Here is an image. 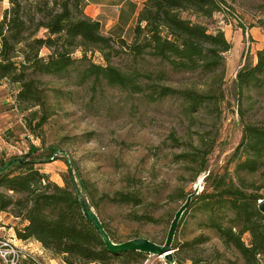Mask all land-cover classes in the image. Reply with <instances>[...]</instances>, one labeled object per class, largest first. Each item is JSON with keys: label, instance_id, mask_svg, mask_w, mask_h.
<instances>
[{"label": "trees", "instance_id": "trees-1", "mask_svg": "<svg viewBox=\"0 0 264 264\" xmlns=\"http://www.w3.org/2000/svg\"><path fill=\"white\" fill-rule=\"evenodd\" d=\"M7 2L0 19V82L17 86L15 101L20 112L37 108L34 116L24 117L27 130L36 138L53 113L45 82L40 79L43 76L93 92L101 85L117 88L140 94L147 102L173 98L179 101L184 117L203 116L212 124L220 121L222 106L228 103L225 54L232 45L215 14L223 18L232 13L226 0H142L132 7L136 16L126 31L128 39L105 33L99 20L87 16L89 0ZM260 22L264 26V20ZM239 27L245 30L242 23ZM95 53L103 62L92 60ZM122 55L130 62L129 70L113 64L112 59ZM173 73H192L201 82L172 87L164 82ZM232 88L243 122L240 141L228 162L217 171H206L216 132L198 136L191 152L178 155L197 166L196 175L204 176V187L183 211L175 235L188 220L197 230L208 232L181 243L174 238L171 246L178 254L216 239L223 248L215 251L216 259H224L226 264H264V212L258 208L264 200V120L244 122L242 108L243 104L252 108L264 97V44L256 49L254 58L240 64ZM51 91L54 97L65 95L57 89ZM58 152L54 147L30 143L20 154L0 155V212L18 220L13 227L15 237L37 241L50 259L63 264H138L147 253H112L105 247L83 214L73 177L81 193L86 194V188L70 159ZM59 158L69 168L62 176L63 186L40 167ZM190 193L175 190L168 197L184 203ZM85 196L96 207L92 196ZM108 201L137 207L143 197L137 192L117 191ZM131 219L158 223L147 213H132ZM100 221L112 241H127H117L106 222ZM228 251L234 259L226 257ZM39 263H43L40 258L26 252L17 264Z\"/></svg>", "mask_w": 264, "mask_h": 264}, {"label": "rangeland", "instance_id": "rangeland-1", "mask_svg": "<svg viewBox=\"0 0 264 264\" xmlns=\"http://www.w3.org/2000/svg\"><path fill=\"white\" fill-rule=\"evenodd\" d=\"M226 2L232 13L223 18L215 14L217 24L232 45L225 54L228 103L222 106L220 121L212 124L211 119L203 116L184 117L179 101L173 98L147 102L140 94L117 88L101 85L93 92L85 86H71L66 80L54 76H43L40 79L45 82L43 87L53 113L42 127L40 138H36L27 130L24 117L34 116L37 108L20 112L15 101L17 86L1 81L0 155L20 154L30 143L57 148L58 156L65 155L70 159L86 194L91 195L96 204L93 207L96 216L106 222L117 241L141 237L163 244L169 221L182 203L168 195L175 190L189 193L204 187L202 175H196L197 166L178 158V155L191 152L198 143V136L216 132L206 171H217L228 162L241 138L243 121L231 96L232 79L240 64L254 58L256 49L264 43V26L260 22L264 20V0ZM7 5V0L0 1V12ZM239 23L245 30L239 27ZM91 58L103 62L97 53ZM112 61L123 70H129L130 62L125 56L114 57ZM199 82L195 74L173 73L164 83L185 87ZM52 89L63 91L65 95L54 97ZM242 108L244 122L264 120V97L252 108L247 104ZM40 167L52 181L63 186L62 176L69 170L63 160L42 163ZM117 191L137 192L142 195L143 203L136 207L108 201V197H113ZM86 194L80 192V197L85 198ZM132 213L150 214L158 219V223L132 220ZM2 221L6 219L0 214V225ZM193 224L190 220L184 224L174 236L177 243L208 232L197 230ZM11 240L5 230H0V246ZM216 250L223 251V248L214 239L178 254L173 249L172 255L176 264H226L224 259L215 258ZM225 255L231 259L235 256L231 251ZM198 259L202 261L195 262ZM40 260L42 264L61 262L58 259L49 261L44 255ZM138 264H160V261L157 256L147 255Z\"/></svg>", "mask_w": 264, "mask_h": 264}, {"label": "crops", "instance_id": "crops-1", "mask_svg": "<svg viewBox=\"0 0 264 264\" xmlns=\"http://www.w3.org/2000/svg\"><path fill=\"white\" fill-rule=\"evenodd\" d=\"M141 2L142 0H89L88 4L85 7V14L92 19L99 20L104 26L105 33H110L112 35L128 39L126 31L134 24V19L136 16V9L132 11V7L134 5L138 7ZM7 6H4V8H2L0 12V19L3 10L5 8H8ZM0 214L2 218L6 219V221H2L0 230H5V234H7L16 244H18V246L23 251L30 252L38 258H41V256L44 255L45 257H48L50 259L45 249H43L41 244L37 241L20 240L15 237V231L13 227L14 225H17L18 220L16 218L11 216L7 212H0ZM49 261L55 260L50 259ZM56 264L59 263L56 262ZM60 264L63 263L60 262Z\"/></svg>", "mask_w": 264, "mask_h": 264}, {"label": "water", "instance_id": "water-1", "mask_svg": "<svg viewBox=\"0 0 264 264\" xmlns=\"http://www.w3.org/2000/svg\"><path fill=\"white\" fill-rule=\"evenodd\" d=\"M71 173L74 174V170L72 166H71ZM203 178L204 176L201 177V181L204 180ZM73 179H74V182L77 188V193L79 195V203L81 205L83 214L85 215L86 219H88V221L92 223L96 231L101 236L105 244V247L110 252L116 253V252L131 250L134 252L135 251L144 252V253L151 254L154 256H163V254H166L163 257L169 262L173 261V255H172L173 248L171 245H172V242L175 236V231H176V227L179 222V219L181 218L183 211L189 206L191 198L202 190V189L193 190L192 193H190L187 196L184 203H182L178 207L179 209L176 210L174 217L169 224L166 239L164 240L163 244H158V243L151 241L150 239L148 240V239L141 238V237H137V238L134 237L133 239H130L124 242H114L109 238L108 234L105 232L100 219L98 218V216H96V213L94 212V209L89 203V200L87 199V197L86 196L85 198L80 197V189L78 187L76 177L74 176ZM258 208L261 212H264V200L259 202Z\"/></svg>", "mask_w": 264, "mask_h": 264}, {"label": "built area", "instance_id": "built-area-1", "mask_svg": "<svg viewBox=\"0 0 264 264\" xmlns=\"http://www.w3.org/2000/svg\"><path fill=\"white\" fill-rule=\"evenodd\" d=\"M0 247H3V249H0V264H17L20 259L25 257L26 252L23 251L19 246L15 245L12 240L5 241ZM148 256L153 255L148 254ZM157 258L159 259L160 264H176L174 259L172 262H169L163 256H157Z\"/></svg>", "mask_w": 264, "mask_h": 264}, {"label": "bare ground", "instance_id": "bare-ground-1", "mask_svg": "<svg viewBox=\"0 0 264 264\" xmlns=\"http://www.w3.org/2000/svg\"><path fill=\"white\" fill-rule=\"evenodd\" d=\"M169 253V252H168ZM166 255V254H163V256Z\"/></svg>", "mask_w": 264, "mask_h": 264}]
</instances>
